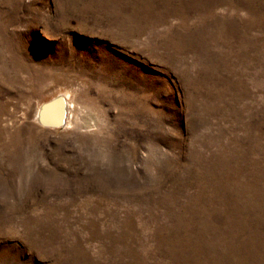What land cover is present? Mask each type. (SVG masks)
Masks as SVG:
<instances>
[{
  "label": "rangeland",
  "instance_id": "rangeland-1",
  "mask_svg": "<svg viewBox=\"0 0 264 264\" xmlns=\"http://www.w3.org/2000/svg\"><path fill=\"white\" fill-rule=\"evenodd\" d=\"M0 264H264V0H0Z\"/></svg>",
  "mask_w": 264,
  "mask_h": 264
},
{
  "label": "water",
  "instance_id": "water-1",
  "mask_svg": "<svg viewBox=\"0 0 264 264\" xmlns=\"http://www.w3.org/2000/svg\"><path fill=\"white\" fill-rule=\"evenodd\" d=\"M67 112L66 98L59 94L40 105L37 121L43 127L61 128L66 123Z\"/></svg>",
  "mask_w": 264,
  "mask_h": 264
},
{
  "label": "bare ground",
  "instance_id": "bare-ground-1",
  "mask_svg": "<svg viewBox=\"0 0 264 264\" xmlns=\"http://www.w3.org/2000/svg\"><path fill=\"white\" fill-rule=\"evenodd\" d=\"M204 8H205V7H204ZM66 102H67V105H68V103H69L70 101L68 102V101L66 100ZM70 104H71V102H70ZM68 107H69V105H68ZM70 109H72V107H71ZM37 113H38V112H37Z\"/></svg>",
  "mask_w": 264,
  "mask_h": 264
}]
</instances>
